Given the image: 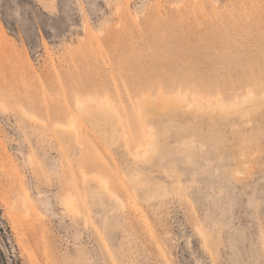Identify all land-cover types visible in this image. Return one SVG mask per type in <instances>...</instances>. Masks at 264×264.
I'll return each instance as SVG.
<instances>
[{
  "label": "rangeland",
  "instance_id": "obj_1",
  "mask_svg": "<svg viewBox=\"0 0 264 264\" xmlns=\"http://www.w3.org/2000/svg\"><path fill=\"white\" fill-rule=\"evenodd\" d=\"M0 264H264V0H0Z\"/></svg>",
  "mask_w": 264,
  "mask_h": 264
},
{
  "label": "bare ground",
  "instance_id": "obj_2",
  "mask_svg": "<svg viewBox=\"0 0 264 264\" xmlns=\"http://www.w3.org/2000/svg\"><path fill=\"white\" fill-rule=\"evenodd\" d=\"M145 96V95H144ZM161 97H166V96H162V95H160ZM172 96H169V97H167V98H171ZM174 98H172V99H176V100H174L173 102H171V99H169V101H167L165 104H167V106H169L170 105V103H174L175 104V106L176 107H180V108H184L185 110H191V109H193L194 108V104L193 103H191V102H189V101H187V100H185V98L186 97H188V95L186 94L185 96H181V95H174L173 96ZM90 99V98H89ZM160 99H162V98H160ZM164 99V98H163ZM243 100H242V102L241 103H239L238 101H233L232 103H230L229 105H226V103L224 104L222 101H218L213 107H211L212 109H213V111L214 112H219L220 114H222V113H225V112H229V110H236L237 112H239V113H241V114H243V112H244V109L246 108V107H252V105H254L255 103H256V100H257V98L255 97V95L253 94V93H250L249 95H247V96H245L244 98H242ZM194 100L197 102V104H198V108L199 109H201V110H203L205 107L202 105V103H201V101L200 100H198L197 98L195 99L194 98ZM236 100H238V99H236ZM144 105L141 107V111L144 113V112H146L145 110L147 109V107L149 106L150 107V105H152V103L150 102V101H148V98H144ZM80 102L82 103L81 104V106L82 107H84L83 105H85L86 104V101L85 100H80ZM102 102H104V101H102ZM160 102H162V101H160ZM87 103L89 104V107H87L86 109H84V112L85 113H83V114H86V113H95V114H100V108H99V101L96 99H90V100H87ZM104 104H108L107 102H105ZM103 104V105H104ZM165 104H164V108L166 109L167 108V106H165ZM109 105V104H108ZM81 106H79L78 105V109H80V107ZM110 106V105H109ZM81 107V108H82ZM105 108V107H104ZM103 108V109H104ZM102 109V110H103ZM168 109V108H167ZM105 111H107V107L104 109ZM206 112H208V111H206ZM155 149V145H154V143H150V145H149V147H148V152H150V151H152V150H154ZM141 155V154H140ZM136 156V155H135ZM137 157V156H136ZM141 157H143V156H141ZM140 156H139V158H141ZM86 178V177H85ZM86 180V179H85ZM69 203H71V202H69ZM74 205V204H73ZM71 208H72V206H71Z\"/></svg>",
  "mask_w": 264,
  "mask_h": 264
}]
</instances>
